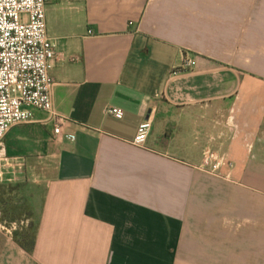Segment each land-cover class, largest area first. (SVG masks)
I'll list each match as a JSON object with an SVG mask.
<instances>
[{
  "label": "crops",
  "instance_id": "obj_1",
  "mask_svg": "<svg viewBox=\"0 0 264 264\" xmlns=\"http://www.w3.org/2000/svg\"><path fill=\"white\" fill-rule=\"evenodd\" d=\"M45 23L65 124L4 138L38 231L32 255L2 235L0 264H264V0H50Z\"/></svg>",
  "mask_w": 264,
  "mask_h": 264
},
{
  "label": "built area",
  "instance_id": "obj_2",
  "mask_svg": "<svg viewBox=\"0 0 264 264\" xmlns=\"http://www.w3.org/2000/svg\"><path fill=\"white\" fill-rule=\"evenodd\" d=\"M49 2L0 0V164L4 163V166L12 165L4 150L6 134L15 126L33 122L34 111L47 115L46 121L52 123L55 136L61 135L65 124V120L52 108L50 70L56 51L46 32L45 9ZM195 65L191 60L183 63L185 68ZM106 114L116 119L123 117L119 108H109ZM151 126L150 118L140 123L131 144L144 148ZM223 166L232 169V164L224 158H214L207 153L200 170L218 178H227L220 173Z\"/></svg>",
  "mask_w": 264,
  "mask_h": 264
},
{
  "label": "trees",
  "instance_id": "obj_3",
  "mask_svg": "<svg viewBox=\"0 0 264 264\" xmlns=\"http://www.w3.org/2000/svg\"><path fill=\"white\" fill-rule=\"evenodd\" d=\"M25 184H0V223L6 225L28 222L25 228L12 232V241L26 254L32 255L38 231L30 197L25 192ZM17 191L20 197L12 196Z\"/></svg>",
  "mask_w": 264,
  "mask_h": 264
},
{
  "label": "rangeland",
  "instance_id": "obj_4",
  "mask_svg": "<svg viewBox=\"0 0 264 264\" xmlns=\"http://www.w3.org/2000/svg\"><path fill=\"white\" fill-rule=\"evenodd\" d=\"M11 185L13 186L14 184H11ZM27 191L28 190L26 189L25 192H27ZM27 194H28V192H27ZM12 196L20 197V194L17 191H15L12 193ZM33 206L35 207V209H39V203L37 201L35 202V204ZM27 225H28V222H25V221L17 223V224H11V225H6L5 223H0V245H1V243H3L2 235L8 236L7 232H9L11 234V237H12V232L14 230L25 228Z\"/></svg>",
  "mask_w": 264,
  "mask_h": 264
}]
</instances>
